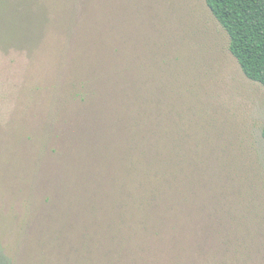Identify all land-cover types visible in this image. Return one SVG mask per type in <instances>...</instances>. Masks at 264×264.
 Masks as SVG:
<instances>
[{
  "label": "rangeland",
  "instance_id": "rangeland-1",
  "mask_svg": "<svg viewBox=\"0 0 264 264\" xmlns=\"http://www.w3.org/2000/svg\"><path fill=\"white\" fill-rule=\"evenodd\" d=\"M122 2L116 0L118 9ZM77 3L86 7L83 0ZM125 3L131 8L130 32L137 37L138 45L132 42L134 52H129L138 65L135 71H140L142 80L156 77L150 88L167 89L159 96L176 109V118L167 125L169 133L180 136L179 122L185 119L195 138H211L215 156L221 158L207 162L233 163L242 178L228 181V188L221 189L222 198L217 188L202 198L192 197V206L199 203L193 208L197 218H188L186 210H174L166 228L162 223L147 229L131 227L126 202L117 195L123 185L106 199L101 216L76 215L68 235L60 214L67 204L60 202L58 215L50 207L55 192L68 183L76 184L70 197L84 199L79 189L82 168L97 169L102 162L107 167L105 160L95 158L94 149L90 155L82 151L91 130L102 125L95 106L87 104L97 99L102 85H80L81 63L53 57L48 51L56 44L48 42L31 54L0 51V264H264V237H248L237 219L247 216L249 198L264 207V85L246 76L230 51L229 34L206 0ZM121 15L115 10L113 17ZM144 23L138 34V25ZM88 24L92 23L82 18L79 31L89 33ZM93 36L97 39V33ZM168 83L171 86L165 88ZM109 117L106 114L107 121ZM165 127L159 128L160 133L169 135ZM106 140H112L111 135ZM115 156L112 151L109 158ZM57 161L75 169L58 174L57 163L53 164ZM242 170L250 178H243ZM255 175L262 180L252 179ZM118 178L122 184V175ZM106 194L102 189L101 195L97 191L95 198L86 194L85 199L98 208ZM111 205L117 207L113 213L108 211ZM231 215L236 216L234 221ZM211 217H216L210 221L214 231L235 240L204 246L201 235Z\"/></svg>",
  "mask_w": 264,
  "mask_h": 264
},
{
  "label": "trees",
  "instance_id": "trees-1",
  "mask_svg": "<svg viewBox=\"0 0 264 264\" xmlns=\"http://www.w3.org/2000/svg\"><path fill=\"white\" fill-rule=\"evenodd\" d=\"M77 1L0 0V51L31 54L48 42L56 44L48 51L53 57H70L81 63L83 75L78 79L80 85H102L99 86V96L94 97L97 99L87 103L95 106L97 118L101 119L102 125L96 126L97 130H91L82 151L90 155L94 149L95 158H98V162L105 160L107 167H103L102 162L94 170L82 168L79 189L84 199L86 194L90 200L95 198L97 191L101 195L102 189H106V197L101 198L98 208L90 206L91 203L80 196L74 197L75 199L70 197L71 189L76 184L68 183L62 186L61 192H55L50 209L58 215L61 203L67 204L65 211L60 214L64 217L63 231L69 235V229L76 224V215L85 212L91 218L93 212L100 214L102 205L107 208L104 204L106 199H111L117 189L124 185L125 188L122 187L117 195L126 202L133 228L147 229L160 223L163 224L161 228L169 227L171 224L166 219L171 217L174 210H186L188 218H197L193 208L199 203L192 206L189 200L192 197L195 200L202 198L216 188L219 190L218 198H222L225 194L221 189L228 188V181L242 178L239 171L233 163L209 164L207 158L221 160L215 156L216 150L211 138L205 135L203 138H195L187 130L185 119L182 123L179 122L180 136L173 137L169 133L167 125L176 118V109L171 102L164 99L162 101L159 96V93L167 89L158 86L150 88V85L156 84V77L142 80L139 77L140 71H135L137 62L134 63L129 55L130 50L134 52L132 47L138 44L137 37L130 32L128 13L131 8L128 7L130 4L125 3L128 0H123L119 9L116 7V0H103L102 5L97 4L99 0H83L86 7H78ZM206 2L229 34L230 51L246 76L264 85V0ZM115 10L122 15L113 17ZM82 18L92 23L87 25L92 29L89 33L78 29L77 23ZM146 25L147 23L138 25V34ZM104 32L112 39L113 44L107 40ZM94 33H97V39L94 38ZM111 46L113 47L110 48ZM142 46L147 47V44L143 41ZM146 81L149 84L140 85L146 84ZM170 86L168 83L165 88ZM106 114L110 116L108 121ZM163 124H166L165 129L171 137L160 133L159 128ZM108 125H111V130ZM110 135L112 140H106ZM262 136L264 138V128ZM112 151L116 152V156L110 159ZM224 158L226 157L223 156L222 160ZM54 163L59 168L58 174L64 171L72 173V169H75L72 165L65 168L59 161ZM242 174L243 178H250L247 171L242 170ZM121 175L122 184L118 178ZM251 178L262 180L260 175ZM202 181L207 182L202 184ZM245 207L248 209L244 212L247 216H237L238 223L242 226L240 228L246 231L248 237H264V207L252 204L251 198L247 200ZM113 208L117 209L111 205L108 211L113 213ZM231 216L235 217L230 218L234 221L236 216ZM215 219L216 217L206 219L207 228L203 235L200 234L205 242L204 246L207 243L226 244L235 240L224 235L223 231H214L210 221L214 222ZM122 222H126L125 217ZM47 256L51 254L48 253ZM43 257L44 255L41 256ZM54 260L60 262L57 256Z\"/></svg>",
  "mask_w": 264,
  "mask_h": 264
}]
</instances>
